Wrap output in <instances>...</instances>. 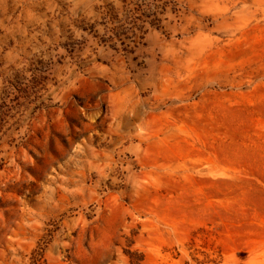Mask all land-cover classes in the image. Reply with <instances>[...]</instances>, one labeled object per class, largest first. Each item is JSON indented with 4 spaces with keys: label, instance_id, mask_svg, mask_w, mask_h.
Returning a JSON list of instances; mask_svg holds the SVG:
<instances>
[{
    "label": "rangeland",
    "instance_id": "rangeland-1",
    "mask_svg": "<svg viewBox=\"0 0 264 264\" xmlns=\"http://www.w3.org/2000/svg\"><path fill=\"white\" fill-rule=\"evenodd\" d=\"M0 264H264V0H0Z\"/></svg>",
    "mask_w": 264,
    "mask_h": 264
}]
</instances>
